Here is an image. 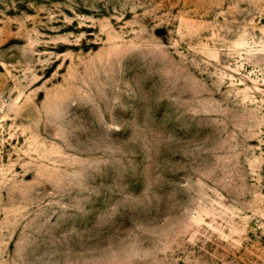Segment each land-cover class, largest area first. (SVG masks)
Here are the masks:
<instances>
[{
    "label": "rangeland",
    "instance_id": "1",
    "mask_svg": "<svg viewBox=\"0 0 264 264\" xmlns=\"http://www.w3.org/2000/svg\"><path fill=\"white\" fill-rule=\"evenodd\" d=\"M0 264H264V0H0Z\"/></svg>",
    "mask_w": 264,
    "mask_h": 264
}]
</instances>
